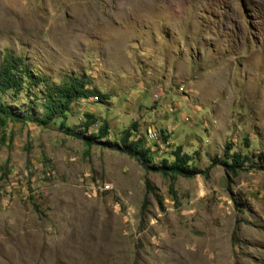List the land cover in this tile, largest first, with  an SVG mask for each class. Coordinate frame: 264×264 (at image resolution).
I'll list each match as a JSON object with an SVG mask.
<instances>
[{
  "label": "rangeland",
  "instance_id": "374dc122",
  "mask_svg": "<svg viewBox=\"0 0 264 264\" xmlns=\"http://www.w3.org/2000/svg\"><path fill=\"white\" fill-rule=\"evenodd\" d=\"M7 51L32 83L0 94L25 120L0 126V264H264V0H0ZM71 80L96 91L81 137L35 123ZM134 121L148 168L119 150ZM177 147L200 173L153 168Z\"/></svg>",
  "mask_w": 264,
  "mask_h": 264
},
{
  "label": "trees",
  "instance_id": "16d2710c",
  "mask_svg": "<svg viewBox=\"0 0 264 264\" xmlns=\"http://www.w3.org/2000/svg\"><path fill=\"white\" fill-rule=\"evenodd\" d=\"M32 71V70H31ZM30 74L29 67L24 65L20 58L13 57L8 51L4 54V59L0 63V94L7 90H12L14 93H20L23 90V84L28 82V75ZM96 91L88 90L84 88V84L80 81L71 80L68 83H63L56 87L48 88L45 96L47 97L46 102L43 104V113L35 119V123L38 125L48 126L54 123L56 120H60L59 127L66 133L72 134L76 137H81L80 134H74L64 120L67 117L68 110L74 99L80 97H87L94 95ZM87 120L83 124V128L91 124L90 118L94 119L92 114L86 113ZM23 121L22 116H18L9 110V107L5 103L0 102V126H4L6 122ZM25 121V120H24ZM137 127L136 121L132 123V127L126 129L120 139L119 150L122 152L135 157L144 168H148L150 165L148 162L154 161V149L153 147L159 146V143H149L145 141L141 136L137 138H130L133 135V129ZM108 135V125L102 124L97 132V137L105 138ZM3 135V139H5ZM84 142L88 146L96 142V139H84ZM118 146V145H117ZM115 147V146H114ZM117 148V147H115ZM228 148V145H227ZM226 148V149H227ZM157 149V147H156ZM225 154H229L227 150ZM172 161H168L166 157H163L158 165H154L153 168L160 171L164 176H167L174 180L179 175L183 177H192L201 171L195 166H190L191 155L182 152L180 147H177L172 151ZM248 159L247 155H242L240 152H233L229 154V158L221 159V164L225 166L227 173L232 176H236L238 171L242 169L243 162ZM145 186L147 190H151V185L148 179H145Z\"/></svg>",
  "mask_w": 264,
  "mask_h": 264
},
{
  "label": "built area",
  "instance_id": "2783aa9c",
  "mask_svg": "<svg viewBox=\"0 0 264 264\" xmlns=\"http://www.w3.org/2000/svg\"><path fill=\"white\" fill-rule=\"evenodd\" d=\"M152 141H153V139H152ZM168 146V145H167Z\"/></svg>",
  "mask_w": 264,
  "mask_h": 264
},
{
  "label": "bare ground",
  "instance_id": "6f19581e",
  "mask_svg": "<svg viewBox=\"0 0 264 264\" xmlns=\"http://www.w3.org/2000/svg\"><path fill=\"white\" fill-rule=\"evenodd\" d=\"M153 143V142H152Z\"/></svg>",
  "mask_w": 264,
  "mask_h": 264
}]
</instances>
